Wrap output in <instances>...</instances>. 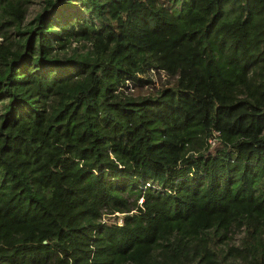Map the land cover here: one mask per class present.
<instances>
[{
	"label": "trees",
	"instance_id": "16d2710c",
	"mask_svg": "<svg viewBox=\"0 0 264 264\" xmlns=\"http://www.w3.org/2000/svg\"><path fill=\"white\" fill-rule=\"evenodd\" d=\"M32 2L0 0V264H264V0Z\"/></svg>",
	"mask_w": 264,
	"mask_h": 264
},
{
	"label": "rangeland",
	"instance_id": "374dc122",
	"mask_svg": "<svg viewBox=\"0 0 264 264\" xmlns=\"http://www.w3.org/2000/svg\"><path fill=\"white\" fill-rule=\"evenodd\" d=\"M45 0H33V2L29 5V10L27 14V20H30L35 17V15L41 11L44 6ZM73 47H76L80 53L85 52L89 49V43L85 42H73ZM73 53V50L69 51V54ZM157 87H161L163 84H166L168 78L164 75L161 77L155 76ZM147 88V87H145ZM47 121H46V129L47 131L53 130L55 132L53 141L56 149L65 153V155L70 160L68 163L71 164L74 161L76 151H79L81 145L86 144V139L82 134V130L78 125L74 126L73 122L70 120V113L67 110L66 106H60L57 102L50 105L47 109ZM71 168V167H70ZM141 202V200H140ZM119 218H115L114 215L110 218L105 217V220L108 222L113 221H122V214H118ZM242 230H235L231 233V241L230 245H240L241 239L243 237Z\"/></svg>",
	"mask_w": 264,
	"mask_h": 264
}]
</instances>
